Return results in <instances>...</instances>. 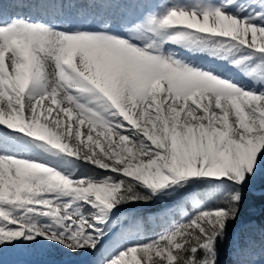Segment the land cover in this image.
<instances>
[{
  "label": "snow or ice",
  "instance_id": "obj_1",
  "mask_svg": "<svg viewBox=\"0 0 264 264\" xmlns=\"http://www.w3.org/2000/svg\"><path fill=\"white\" fill-rule=\"evenodd\" d=\"M250 193L264 0H0V264H220Z\"/></svg>",
  "mask_w": 264,
  "mask_h": 264
},
{
  "label": "rangeland",
  "instance_id": "obj_2",
  "mask_svg": "<svg viewBox=\"0 0 264 264\" xmlns=\"http://www.w3.org/2000/svg\"><path fill=\"white\" fill-rule=\"evenodd\" d=\"M259 185H257L258 189ZM258 194V193H257ZM160 205H144V204H137L136 206H127L122 209V211L126 213H135V214H141V215H147L149 212H156L158 211ZM264 211V205L262 209H259V211H253L247 218L244 220L239 219L236 224H233L229 228V238L227 241H225L224 245L230 246V249L233 250V238L239 237V235H243L246 239H248L249 242H251L254 245V251L256 254V262L257 264L261 263L264 264V255H262V251H264V220L263 221H256L257 215H260L261 212ZM258 212V213H257ZM264 217V215H263ZM255 218V219H254ZM163 220L157 219L155 220L146 230V235L142 236L141 238L147 239L148 236H152L155 234V231H159L158 225H162ZM158 226V227H157ZM157 227V229H156ZM250 231L251 232L250 234ZM250 237V238H249ZM251 240V241H250ZM223 245V244H221ZM221 245H220V251H221ZM259 253V254H258ZM11 254H9L10 256ZM6 261H12L16 259V257L12 254L10 257L6 255L5 257ZM79 264H84L83 258H78ZM224 264H231V263H224Z\"/></svg>",
  "mask_w": 264,
  "mask_h": 264
},
{
  "label": "trees",
  "instance_id": "obj_3",
  "mask_svg": "<svg viewBox=\"0 0 264 264\" xmlns=\"http://www.w3.org/2000/svg\"><path fill=\"white\" fill-rule=\"evenodd\" d=\"M136 205L137 204H135V205H127V206L129 207V206H136ZM263 205H264V199H262L257 193L256 194H252V193L248 194L246 196V198H245V201H244L242 207H241V212H240L239 219L242 218V220H244L245 218H247L249 216V214H251V212H253V211H259V209H262L263 208ZM127 206H125V207H127ZM263 215H264V211H262L260 215L255 216L256 219L255 218L254 219L256 221H258V222L263 221L264 220ZM157 227H156V229H157ZM158 229H160V227H158ZM251 232H253V231H250V234H251ZM238 238H239V241H240L241 246H244L247 243H249L248 239H246L244 237V233L241 236L239 235ZM224 244L225 243H223V245H221L220 264H224V263H231V264H233V258H232V251L233 250L230 249V246H226ZM9 254H11V253H9ZM9 254H6V255H8V257H10L12 254L10 256H9ZM259 264H261V263H259Z\"/></svg>",
  "mask_w": 264,
  "mask_h": 264
}]
</instances>
